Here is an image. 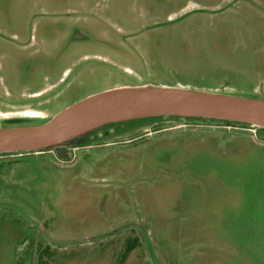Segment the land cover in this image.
<instances>
[{
  "label": "rangeland",
  "instance_id": "1",
  "mask_svg": "<svg viewBox=\"0 0 264 264\" xmlns=\"http://www.w3.org/2000/svg\"><path fill=\"white\" fill-rule=\"evenodd\" d=\"M82 3L88 22L68 5ZM0 23H67L82 36L62 56L66 87L44 70L53 52L0 50L12 89L0 82V127L40 123L110 86L264 100V0H0ZM100 127L114 142L64 158L40 152L49 146L0 151V264H264V127L162 114L77 136Z\"/></svg>",
  "mask_w": 264,
  "mask_h": 264
},
{
  "label": "water",
  "instance_id": "2",
  "mask_svg": "<svg viewBox=\"0 0 264 264\" xmlns=\"http://www.w3.org/2000/svg\"><path fill=\"white\" fill-rule=\"evenodd\" d=\"M188 115L264 127V100L182 87L130 85L86 94L32 125L0 127V151L55 145L97 125L152 115Z\"/></svg>",
  "mask_w": 264,
  "mask_h": 264
},
{
  "label": "flooded vegetation",
  "instance_id": "3",
  "mask_svg": "<svg viewBox=\"0 0 264 264\" xmlns=\"http://www.w3.org/2000/svg\"><path fill=\"white\" fill-rule=\"evenodd\" d=\"M68 5H70L71 9L75 7L74 9L78 11L77 14L81 16V19H80L81 22H88L86 20H89L95 17V12L93 11L91 12V10L93 9H91L88 6L87 9L85 10L86 6L83 3L81 5H78V4L77 5L68 4ZM1 26H3L2 23H0V50L5 54L6 56L5 58L7 60H9L8 52L14 53L16 55L15 56L13 54L14 58L17 57L19 53H23V52H33V51L36 53H40L41 51L50 52V53L53 52V56L51 55V59H50L51 61L48 67L44 69L45 72H47L46 74H47L48 80L50 81L56 78L58 79V82H57L58 84H65V87L69 85L67 75L71 71L72 68L64 66L62 69L60 68V66L63 65L62 63L64 59L62 58V56L66 52L65 49H67L68 46L72 44V42L76 41L77 37H82L80 34H78L76 30L71 28L70 25L67 23H62L61 26H63V28L60 27V28H52V29L49 28L50 25L49 27L45 28V27H42L43 25L41 24L38 25L40 28H29V29H23V28L4 29V28H1ZM82 39L80 41H82ZM13 57L11 59H13ZM19 62L20 61H18V64ZM123 68L125 69V71L130 72L129 68L127 67H123ZM42 77H45V76H42ZM37 78L38 80L33 86H27L28 89H32L33 87L39 86V83L41 82V77L38 76ZM19 81H22L23 83L25 82L23 79L18 80L17 82ZM0 82L1 84L4 83L3 85L7 87L8 89H10L8 83H6V78H4L3 76H0ZM110 87H107V88H110ZM19 89L20 87L17 88L16 90H19ZM31 93H33V91ZM2 97L3 96H0L1 99H4ZM5 99L6 100H4V102L6 103L11 102V104L17 103L18 101L21 100V98H17V97L16 98H5ZM110 131L112 130H108V129H105L104 127H100L94 130H90L89 132L86 133L85 136L80 137V136L74 135L64 140L63 142H61L64 148H57V150L58 152L62 154H67L68 151L72 154L77 149L101 146L103 144L114 142V141H104L103 140L106 138V135L110 133ZM139 136L140 135H135L127 139H121V140H115V141H130ZM54 146L55 145H51L49 147L41 149L40 152L51 151L52 153L53 152L55 153L56 151L54 149ZM64 160L65 162H68L70 160V157ZM60 161L62 162V159Z\"/></svg>",
  "mask_w": 264,
  "mask_h": 264
},
{
  "label": "trees",
  "instance_id": "4",
  "mask_svg": "<svg viewBox=\"0 0 264 264\" xmlns=\"http://www.w3.org/2000/svg\"><path fill=\"white\" fill-rule=\"evenodd\" d=\"M134 241H135L134 237H131L129 239L127 238L124 251H126L130 247V245H132L134 243Z\"/></svg>",
  "mask_w": 264,
  "mask_h": 264
},
{
  "label": "crops",
  "instance_id": "5",
  "mask_svg": "<svg viewBox=\"0 0 264 264\" xmlns=\"http://www.w3.org/2000/svg\"><path fill=\"white\" fill-rule=\"evenodd\" d=\"M197 130H198V132H201V133L216 131V129H213V130L197 129ZM176 131H177V130H176Z\"/></svg>",
  "mask_w": 264,
  "mask_h": 264
}]
</instances>
